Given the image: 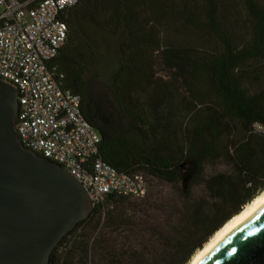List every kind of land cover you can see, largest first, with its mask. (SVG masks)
Here are the masks:
<instances>
[{
  "label": "trees",
  "instance_id": "1",
  "mask_svg": "<svg viewBox=\"0 0 264 264\" xmlns=\"http://www.w3.org/2000/svg\"><path fill=\"white\" fill-rule=\"evenodd\" d=\"M62 19L55 64L101 137L99 156L178 198L110 196L50 264H189L264 191V87H245L264 61V0H78ZM218 161L231 172L206 177Z\"/></svg>",
  "mask_w": 264,
  "mask_h": 264
},
{
  "label": "built area",
  "instance_id": "2",
  "mask_svg": "<svg viewBox=\"0 0 264 264\" xmlns=\"http://www.w3.org/2000/svg\"><path fill=\"white\" fill-rule=\"evenodd\" d=\"M78 0H0V80L18 91L16 131L23 148L60 165L94 206L110 196L143 198V174L127 175L99 156L101 137L86 121L81 98L64 85L55 60L68 38L63 12Z\"/></svg>",
  "mask_w": 264,
  "mask_h": 264
},
{
  "label": "water",
  "instance_id": "3",
  "mask_svg": "<svg viewBox=\"0 0 264 264\" xmlns=\"http://www.w3.org/2000/svg\"><path fill=\"white\" fill-rule=\"evenodd\" d=\"M18 112L16 87L0 80V264H50L95 206L67 170L23 148ZM198 264H264V201Z\"/></svg>",
  "mask_w": 264,
  "mask_h": 264
},
{
  "label": "rangeland",
  "instance_id": "4",
  "mask_svg": "<svg viewBox=\"0 0 264 264\" xmlns=\"http://www.w3.org/2000/svg\"><path fill=\"white\" fill-rule=\"evenodd\" d=\"M253 73L251 74L250 80L246 83L245 87L249 90V93L254 94L259 92L264 87V61L261 63H255L253 65ZM158 76L168 79L164 66L161 61L158 60L157 65ZM231 167L224 161H218L215 163H208L205 166V176L209 177L217 173H228L231 172ZM148 189L146 195L154 198L159 203L163 201L176 200L178 198V191L176 188L161 184L158 181L147 177ZM145 195V196H146ZM205 195V189L203 186L195 187L193 191V197L195 199ZM133 198L131 201H137ZM138 199V198H137Z\"/></svg>",
  "mask_w": 264,
  "mask_h": 264
},
{
  "label": "bare ground",
  "instance_id": "5",
  "mask_svg": "<svg viewBox=\"0 0 264 264\" xmlns=\"http://www.w3.org/2000/svg\"><path fill=\"white\" fill-rule=\"evenodd\" d=\"M264 201V191L260 193L251 203L231 220H229L217 233H215L208 243L199 250L189 264H198L241 220Z\"/></svg>",
  "mask_w": 264,
  "mask_h": 264
}]
</instances>
